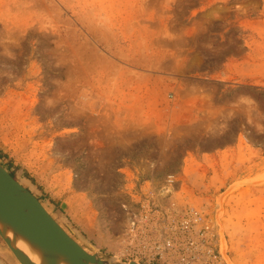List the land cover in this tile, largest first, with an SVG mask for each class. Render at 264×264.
I'll return each instance as SVG.
<instances>
[{"label":"rangeland","instance_id":"obj_1","mask_svg":"<svg viewBox=\"0 0 264 264\" xmlns=\"http://www.w3.org/2000/svg\"><path fill=\"white\" fill-rule=\"evenodd\" d=\"M0 155L102 253L264 264V0H0Z\"/></svg>","mask_w":264,"mask_h":264},{"label":"water","instance_id":"obj_2","mask_svg":"<svg viewBox=\"0 0 264 264\" xmlns=\"http://www.w3.org/2000/svg\"><path fill=\"white\" fill-rule=\"evenodd\" d=\"M8 233L38 250L39 264H141L138 258L124 262L74 240L0 163V239L16 264H36L14 248Z\"/></svg>","mask_w":264,"mask_h":264},{"label":"built area","instance_id":"obj_3","mask_svg":"<svg viewBox=\"0 0 264 264\" xmlns=\"http://www.w3.org/2000/svg\"><path fill=\"white\" fill-rule=\"evenodd\" d=\"M193 219L195 222H198L201 220L200 216H195V215H193ZM191 226H192V222L188 219L183 220L181 223V228H182L183 232L190 231ZM136 232H141V231L137 228ZM198 236L202 237L203 235L198 234ZM190 246H192V247L195 246L197 251L200 248L198 241H190ZM173 248H175L173 241L170 238H167L164 241V244L161 246H158L157 249H155V251H156L157 255L162 257L165 250H167V249L171 250ZM197 251H196V254L194 256H192V258L189 259L188 261L183 260L184 263H182V264H194V262H196L198 260Z\"/></svg>","mask_w":264,"mask_h":264},{"label":"bare ground","instance_id":"obj_4","mask_svg":"<svg viewBox=\"0 0 264 264\" xmlns=\"http://www.w3.org/2000/svg\"><path fill=\"white\" fill-rule=\"evenodd\" d=\"M8 238L13 241L14 248L19 250L28 259H30V262L39 264V256L38 255H40V252L38 250L33 249L26 241H24L22 239L13 238L11 233H8Z\"/></svg>","mask_w":264,"mask_h":264},{"label":"trees","instance_id":"obj_5","mask_svg":"<svg viewBox=\"0 0 264 264\" xmlns=\"http://www.w3.org/2000/svg\"><path fill=\"white\" fill-rule=\"evenodd\" d=\"M0 160H2L3 162H5L4 156H1L0 155ZM2 166L10 173V175L13 178H18L19 177L9 163H6V164H3L2 163Z\"/></svg>","mask_w":264,"mask_h":264}]
</instances>
